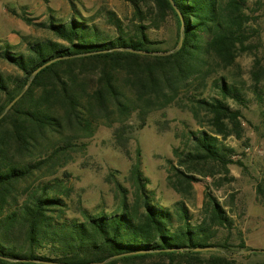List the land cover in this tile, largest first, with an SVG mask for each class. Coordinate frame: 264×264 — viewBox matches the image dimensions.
<instances>
[{
  "label": "trees",
  "instance_id": "16d2710c",
  "mask_svg": "<svg viewBox=\"0 0 264 264\" xmlns=\"http://www.w3.org/2000/svg\"><path fill=\"white\" fill-rule=\"evenodd\" d=\"M123 1L133 8L128 23L107 12L115 36L82 15L34 22L24 13L27 25L53 38L22 35L24 51L8 42L0 46V59L18 70L0 69V116L21 94L0 118V264H264L251 260L258 252L245 253L251 250L245 240H234L235 221L210 186L196 223L185 200L172 207L157 203L141 171L139 146L130 168L132 189L111 179L116 209L91 212L79 200L81 218L68 217L64 196L70 191L57 172L98 127L112 128L114 146L131 158L132 135L153 112H161L158 132L170 129L169 108L188 112L200 129L187 132L183 149L174 150L177 163L171 162L167 182L191 202L197 174L222 186L235 181L229 166L243 165L224 143L245 133L242 110L230 105L245 104L230 74L241 54L254 57L253 89L263 101L264 0ZM177 11L184 18L182 47L157 55L178 46ZM172 19L176 33L165 48L166 40L152 39L150 30L166 28ZM219 173L223 178L215 181ZM256 193L264 195V181ZM223 229L227 234L220 237ZM206 246L218 250H195Z\"/></svg>",
  "mask_w": 264,
  "mask_h": 264
},
{
  "label": "rangeland",
  "instance_id": "374dc122",
  "mask_svg": "<svg viewBox=\"0 0 264 264\" xmlns=\"http://www.w3.org/2000/svg\"><path fill=\"white\" fill-rule=\"evenodd\" d=\"M109 11L128 23L132 18L133 8L123 0H0V23L6 24V28L1 27L2 32L7 31V28L11 33L16 32L20 42L14 46H17V51H24L26 47L21 40L22 35H27L29 39L53 38L46 29L27 25L20 17L24 13L34 19V22H48L51 15L64 21L73 15H82L90 23L97 25L105 35L115 36V26L107 21ZM261 27L263 48L260 55L264 57V19ZM175 33L174 19L168 22L166 28L150 30L152 39L166 40L163 45L165 48L172 46L169 38ZM5 42H0V46ZM253 60L254 57L250 54H241L237 59V66L230 73L245 95L243 106L230 101L232 108H240L244 114L242 118L244 136L241 140L228 137L224 141L226 146L235 150L232 159L243 163L242 166L237 164L229 166L228 177H234L235 181L227 180L222 186H217L213 184V178L197 174L196 178L199 181L194 184L195 199L191 202L170 188L167 175L171 162L174 165L177 163L174 150L183 149L184 142L187 141V132L200 129L188 112L172 107L167 110L170 129L158 132L156 123L160 120L161 112H153L145 128L132 135L129 149L131 158L125 157L114 146L112 128L100 126L91 138L83 141L86 147L74 154V160L57 172V176L70 191L68 197L64 196L69 206L68 217L81 218L75 209V203L79 200L81 206L91 212L114 211L119 201L114 181L111 179H116L129 190L132 189L133 185L129 179L130 168L136 157L135 149L139 146L141 171L149 179L147 188L153 191L157 203L172 207L178 201L185 200L196 223L203 207L206 188L210 186L207 190L225 205V209L235 221L232 229L234 240L239 242L241 238L245 240L247 247L258 251L251 260H264V253L259 252L264 251V195L258 197L256 193L258 184L264 181V97L262 102L255 97L251 73ZM0 69L7 73H18L15 67L2 59ZM221 178L223 173L217 174L215 181ZM226 234L227 230L223 229L220 237Z\"/></svg>",
  "mask_w": 264,
  "mask_h": 264
},
{
  "label": "water",
  "instance_id": "95a60500",
  "mask_svg": "<svg viewBox=\"0 0 264 264\" xmlns=\"http://www.w3.org/2000/svg\"><path fill=\"white\" fill-rule=\"evenodd\" d=\"M177 13H178V15H179V17H180V23H181V37L179 38V43H178V46L177 47H175V48H173V49H171V50H168V51H166V52H161V53H155V54H157V55H170V54H172V53H174L175 51L177 52V51H179L180 49H181V47H182V41H183V39H184V34H183V29H184V18H183V16L180 14V12H178L177 11ZM129 51H133V50H131V49H129ZM145 54V53H144ZM47 65H49V63L48 64H44V65H42L41 67H39V69H37L34 73H33V75H32V78L35 76V74L37 73V72H39L43 67H46ZM31 80L32 79H30V81H29V83H28V87L30 86V84H31ZM21 96V94L19 95V96H17L11 103H10V105L7 107V108H5V110H4V112L1 114V116H0V118L2 117V116H4L5 115V113H7L8 111H9V109H11L12 108V106L15 104V102L19 99V97ZM196 251H217L218 249H217V247H201V248H196L195 249ZM243 252H245V251H242L241 253H243ZM252 252H258L257 250H249V251H247V252H245V253H252ZM259 252H263L264 253V251L263 250H260ZM90 264H93V263H90Z\"/></svg>",
  "mask_w": 264,
  "mask_h": 264
},
{
  "label": "crops",
  "instance_id": "0c3cea01",
  "mask_svg": "<svg viewBox=\"0 0 264 264\" xmlns=\"http://www.w3.org/2000/svg\"><path fill=\"white\" fill-rule=\"evenodd\" d=\"M1 14V13H0ZM4 26V28H6V24H2L0 23V42L2 41H6L8 42L10 45H17L20 41L18 38V35L16 34V32H10V30L7 28V31L2 32L1 27Z\"/></svg>",
  "mask_w": 264,
  "mask_h": 264
}]
</instances>
